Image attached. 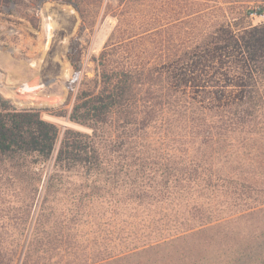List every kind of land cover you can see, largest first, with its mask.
<instances>
[{"label":"rangeland","instance_id":"1","mask_svg":"<svg viewBox=\"0 0 264 264\" xmlns=\"http://www.w3.org/2000/svg\"><path fill=\"white\" fill-rule=\"evenodd\" d=\"M259 10L264 0H0V96L41 109L42 119L60 129L53 157L39 166L43 180L29 221L31 175L0 168V227L10 245L23 234L16 264L33 234L44 232L74 260L140 247L124 264H264V74L256 84L237 74L236 55L228 52L225 65L216 60L196 83L181 88L167 80L173 61L186 64L230 32L263 24ZM114 32L128 46L113 60L134 56L131 65H144L153 97L165 103L162 110L148 103V127H131L127 138L115 137L122 123L104 130L102 146L113 162L127 150L130 181L146 185L141 203L121 210L113 204L115 177L98 193L99 182L54 170L67 128L92 133L69 116ZM140 56L145 60L136 63ZM187 166L200 168L209 184L183 188ZM191 216L211 222L176 235Z\"/></svg>","mask_w":264,"mask_h":264},{"label":"trees","instance_id":"2","mask_svg":"<svg viewBox=\"0 0 264 264\" xmlns=\"http://www.w3.org/2000/svg\"><path fill=\"white\" fill-rule=\"evenodd\" d=\"M256 13L262 14L264 10L256 11ZM108 44L100 57L94 60L96 62L94 77L85 76L69 116L70 121L91 129L92 133L67 128L55 157L54 170L57 176L65 173L77 176L81 173L82 178L87 182L92 184L99 182L101 186L94 188L98 193L108 190L109 185H114L115 177L118 184L114 188L116 193L114 192L113 195V204L115 209L121 210L126 209L132 202L140 204L141 198L143 199L146 193V185L142 181L138 182V185L130 181L131 164L126 157L127 150L119 155L122 159L118 163L113 162L112 154L110 155L106 146H102L104 130L107 127L116 128V125L122 123L118 129L123 128V133L115 137L127 138L130 136L128 132L132 131L131 127L140 129L148 127V121H150L147 111L148 103L155 109L159 106L161 110L165 103L158 102V99L153 97L144 65L143 67L131 65L130 60H133L134 56L123 62L113 60L112 56L118 53L119 49L128 46L126 39L115 41L114 32ZM211 45L212 48L209 47L210 44L205 47L203 54H194V60H188L186 64L177 60L173 61L176 62V66L170 70L167 80L177 83L181 88L187 87L191 81L196 83L202 76L201 70H205L207 66H213L216 60L225 65L228 61V52H232L236 55V63L239 66L236 70L237 74L242 76L244 73L250 81L258 83L257 75L264 74V23L239 33L230 32L222 38V41L218 40ZM144 60L145 58L140 56L136 63ZM159 97L161 100L160 95ZM41 112V109L34 107L20 108L10 99L0 96V168L11 167L12 171H24L23 174L31 175L33 187L30 188L31 197L25 200L27 221L32 216L43 180V173L39 166L46 164L53 157L60 136L59 127L43 120ZM155 112L153 110V113ZM135 136H137L135 133L131 135V137ZM113 143L116 142L113 140ZM123 147L124 145L115 151L121 152ZM199 169L196 166L181 169L180 183L183 188L186 190L198 188L197 183L201 181L206 186L209 184V178L204 172H199ZM143 174L142 170V177ZM53 177L55 174L50 178L47 191H50L53 186L51 183ZM170 187L169 184L166 185V190ZM262 202L264 203V199ZM101 206L108 209L104 202ZM85 207L90 209L89 205ZM11 219L12 217H9V220ZM210 219V217L189 218L188 222L180 224V230H182H177L179 232L176 235L192 233L196 229L203 228L210 224ZM22 236L23 234L19 233L18 238L10 245L8 233L0 227V264L17 263ZM49 238L51 236L47 232L42 233L41 237L33 234L21 264H124L126 260L141 252L140 247H125L117 250L116 255L109 252L114 249L101 250L100 254L90 258L88 254L85 259L75 257L74 260L68 258L75 255L73 253L68 255L70 248L52 244ZM53 254H63L64 257L61 256L59 261H54V258H51Z\"/></svg>","mask_w":264,"mask_h":264},{"label":"bare ground","instance_id":"3","mask_svg":"<svg viewBox=\"0 0 264 264\" xmlns=\"http://www.w3.org/2000/svg\"><path fill=\"white\" fill-rule=\"evenodd\" d=\"M54 13H56V11H55ZM55 15H56V14H55ZM50 21H53V17L50 18ZM50 21H49V22H50ZM53 27H54V26H53ZM54 28H56V27H54ZM51 36H52V35H51ZM51 39H52V38H51Z\"/></svg>","mask_w":264,"mask_h":264}]
</instances>
